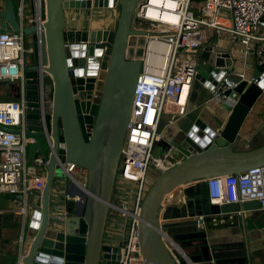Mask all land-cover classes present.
<instances>
[{
	"label": "water",
	"instance_id": "95a60500",
	"mask_svg": "<svg viewBox=\"0 0 264 264\" xmlns=\"http://www.w3.org/2000/svg\"><path fill=\"white\" fill-rule=\"evenodd\" d=\"M140 0H44L45 30L39 45L38 25L27 26L16 11L14 0H5L0 9V34L23 32L33 41V65L24 67L25 82H0V100L26 101L25 136L35 143L27 147V158L37 153L47 163L42 191H30L23 215V238L17 264H113L112 249L106 244L110 213L128 125L146 44V32L132 29ZM119 9L114 30L76 31L67 28L66 12L75 10ZM264 23V18L263 21ZM261 30V29H260ZM253 72L245 78L238 71L235 45L200 51L196 60V81L217 90L234 102L224 126L192 119L184 126L178 141L162 139L163 153L171 152L174 167L152 179L140 211L139 240L146 264H177L170 253L168 238L189 262L179 264H253L248 231L243 241L220 243L214 230L236 223L238 216L211 205L206 181L216 177L242 175L264 167V145L244 151L232 146L261 97L264 95V41L251 45ZM208 65L204 71L199 70ZM41 77L52 89L51 107L42 115ZM224 103V102H220ZM21 134L22 131L18 130ZM46 141L48 151L43 142ZM72 163L87 172V194L75 206L72 217L54 216L53 190L58 180L66 183L59 165ZM182 189L189 199L192 217L204 216L201 226L185 222L182 233L167 235L161 215L166 198ZM21 204L24 205L23 200ZM245 213L261 210L258 202L239 205ZM242 216V218H243ZM240 218V219H242ZM245 223V222H244ZM174 255L180 256L175 252Z\"/></svg>",
	"mask_w": 264,
	"mask_h": 264
},
{
	"label": "built area",
	"instance_id": "2783aa9c",
	"mask_svg": "<svg viewBox=\"0 0 264 264\" xmlns=\"http://www.w3.org/2000/svg\"><path fill=\"white\" fill-rule=\"evenodd\" d=\"M23 3L24 0L18 11L21 18H24ZM34 4L32 23L38 25L41 46V36L45 32L42 28L45 23L44 0H34ZM263 18L264 0H140L138 3L132 29L147 33L146 44L120 161L114 195L115 209L110 213V217L113 213L122 214L130 219V223L126 239L117 241L113 238L110 243L105 240L112 249L119 251L117 254L109 253L110 257H119L110 259L111 263L146 264L140 248L139 215L149 186V175L151 171L163 173L174 167L170 161L171 152L163 153L161 157H155L153 153L163 139L161 128L164 117L182 118L187 115L189 97L198 75L196 61L179 62L180 52L193 55L207 47L214 48L217 45L211 40L219 35L228 38L231 46L235 45L233 57L241 58V61L237 59L236 65L238 62L244 63L251 45L264 41V36L260 34ZM24 53L25 35L22 31L0 34V82L23 85ZM241 76L245 78L244 73ZM42 79L40 92L44 116L51 107L52 89L45 87ZM207 88L217 101L230 100L218 94L217 90H211V84ZM184 95L186 99H183ZM25 116L24 96L16 101L0 100V194L15 195L23 200V215L26 213L29 192L42 191L46 183V177L32 181L28 178L27 147L35 140L25 136ZM18 130L22 133H17ZM33 165L44 168L47 163L38 157L33 160ZM59 165L68 180L63 189L65 217H72L73 214L67 212L69 204L75 206L87 194V182L82 175L86 171L72 163ZM206 189L211 205L225 207L258 202L264 212V167L242 175L209 179ZM119 197L121 202L117 204L115 201ZM113 220L116 227H123L124 220L118 217ZM203 220L204 216H197V226H201ZM166 240L171 245L169 251L177 264L182 259L189 262L179 247L168 238ZM175 252L180 258L174 255ZM19 264H22L21 261Z\"/></svg>",
	"mask_w": 264,
	"mask_h": 264
},
{
	"label": "crops",
	"instance_id": "0c3cea01",
	"mask_svg": "<svg viewBox=\"0 0 264 264\" xmlns=\"http://www.w3.org/2000/svg\"><path fill=\"white\" fill-rule=\"evenodd\" d=\"M14 2L16 11L18 12L22 5V0H14ZM4 3L5 0H0L1 10L4 8ZM23 9L25 24L27 26H33L32 21L35 15L34 0H24ZM119 11V9L68 11L66 12L67 28L76 31L89 29L114 30L118 23ZM260 34L264 36V25L261 27ZM33 61V41L31 37H25V65H33ZM238 61H241V58ZM243 62H238V71L249 77L254 69L253 58L248 56ZM233 104L234 102L232 100L220 103L207 87L195 81L188 101L187 115L182 118L174 116L164 117V123L161 128L163 139L168 144L178 141L182 129L192 119L201 118L208 124L224 126L231 113ZM241 132L238 140L232 146L233 150L244 151L264 145V95L249 114ZM42 142L45 150L49 153L47 142ZM38 157H40L39 152L37 153ZM27 172L28 178L31 181L40 177H46L45 169L36 168L33 165V160L29 159ZM82 175L83 180L87 182V173L82 172ZM66 183H68V180ZM66 183L63 180H58L53 190L54 216H65L66 208L63 202V189ZM188 202L189 199L184 195L182 189L175 191L166 200L165 209L161 215V224L163 231L167 235L184 232L186 230L183 227L185 222H191L193 225L197 224L196 217H192V211L187 206ZM23 208L24 205L21 204V199L17 196L0 194V264H17L19 243L24 236V217L21 212ZM223 208L230 211L232 216H238V219H236V223L230 220L229 227L214 230L211 234L218 236L220 238L218 242L220 243H239L244 240L243 232L244 228H246L252 253V263L264 264V212L260 210L245 213L243 216L239 205L225 206ZM110 218L106 237L110 235Z\"/></svg>",
	"mask_w": 264,
	"mask_h": 264
},
{
	"label": "rangeland",
	"instance_id": "374dc122",
	"mask_svg": "<svg viewBox=\"0 0 264 264\" xmlns=\"http://www.w3.org/2000/svg\"><path fill=\"white\" fill-rule=\"evenodd\" d=\"M192 10L197 13V11L195 9H192ZM211 42L213 44L217 45L218 47H220L221 49H228L232 45L228 38L223 37V36H219V35H216L215 38H213L211 40ZM30 56H31V54H30ZM28 57H29V55H28ZM198 57H199L198 54L187 55L184 52H180L178 60H179V62H182L183 60L196 61L198 59ZM206 67H208V65H206V64H203L201 67H199L200 72L204 71L206 69ZM153 155L155 157H161L163 155V149L161 147H156ZM150 182H152V179L149 178L147 185H149ZM128 194H131V192H128ZM119 195H120V192H119ZM120 202H121V197H119V200L117 199L115 201V203H117V204H119ZM129 209L131 210L132 206H130ZM116 217H118L121 221L124 220V223H127V224L123 223V227L122 226L116 227L114 220H113ZM128 223H130L129 218L127 219V217H123L122 214H119V213H113V215L110 218V228H111L110 229V235L106 237V242L110 243V241L113 238L117 241L126 239L127 234H128V229H129ZM112 234H114V235H112Z\"/></svg>",
	"mask_w": 264,
	"mask_h": 264
},
{
	"label": "bare ground",
	"instance_id": "6f19581e",
	"mask_svg": "<svg viewBox=\"0 0 264 264\" xmlns=\"http://www.w3.org/2000/svg\"><path fill=\"white\" fill-rule=\"evenodd\" d=\"M187 98H188V96H187ZM183 99H186V95L183 96ZM241 133H242V132H241ZM173 193H174V192H173ZM173 193H172V194H173ZM172 194H171V195H172ZM171 195H169V196L166 198V200H168V198H169ZM128 215H129V214H128Z\"/></svg>",
	"mask_w": 264,
	"mask_h": 264
}]
</instances>
